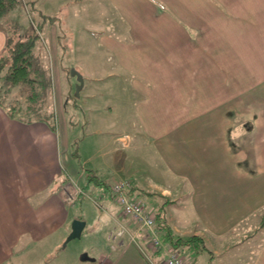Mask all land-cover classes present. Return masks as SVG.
I'll return each instance as SVG.
<instances>
[{
    "label": "crops",
    "instance_id": "0c3cea01",
    "mask_svg": "<svg viewBox=\"0 0 264 264\" xmlns=\"http://www.w3.org/2000/svg\"><path fill=\"white\" fill-rule=\"evenodd\" d=\"M105 3L111 17L101 41L113 64L109 71L132 79L145 140L189 189V214L198 227L176 226L175 232L201 237L212 255L207 264H264L261 218L250 221L264 212V0ZM8 37L0 25V57ZM4 106L0 102V264H166L171 249L156 251L142 232L134 233L140 249L124 236L94 260L72 252L64 257L72 222H86L82 236L87 228L76 209L85 200L108 199L113 224L127 220L136 227L109 189L86 183L85 170L77 175L73 165L63 166L55 127L24 121ZM79 182L87 196L78 193ZM148 189L156 192L148 199L172 192L163 183ZM106 242L112 245L108 234Z\"/></svg>",
    "mask_w": 264,
    "mask_h": 264
},
{
    "label": "rangeland",
    "instance_id": "374dc122",
    "mask_svg": "<svg viewBox=\"0 0 264 264\" xmlns=\"http://www.w3.org/2000/svg\"><path fill=\"white\" fill-rule=\"evenodd\" d=\"M105 5V0H38L37 5L34 0L14 1L13 7L0 18V25L11 37L21 35L24 40H34L29 77L36 82L10 85L5 80V68L0 75V102L17 118L39 120L55 127L62 142L63 166L73 165L79 171L77 175L83 170H95L99 180L110 184L121 178L138 180L145 191H152L148 186L154 187L158 183L170 187L169 199L141 198L156 210L166 202L165 215L174 231L176 226L194 229L199 222L189 214L187 184L167 171L145 140L137 121L134 106L140 97L132 89V79L117 68L109 71L113 64L107 62L109 54L101 41L102 30L111 17ZM73 71L80 72L86 84L79 97L76 96L77 78ZM110 72L119 73V78H108ZM129 135L137 139H122V142L118 139ZM133 140H136L135 148L131 147ZM129 145L130 148H125ZM69 172L72 173L70 169ZM79 184L76 188L82 194L83 182ZM92 198L95 197L92 195ZM106 201V198L96 199L94 205L85 200L76 208L79 215L88 220V225L81 238L66 245L64 257L71 258L72 252L77 257L87 254L94 260V255L102 249H115L116 242L113 241L116 239L110 238L109 234L117 232L120 224H113L106 212H111ZM260 216L254 215L251 224L259 222ZM121 223L129 224L127 220H121ZM133 232L138 233V228ZM88 233L92 240L87 239ZM107 234L111 246L106 242ZM128 242L140 249L138 239L133 241L127 236L124 243ZM162 244L167 250L163 241ZM206 246L200 244L203 247L200 251L179 250L191 264L195 261L207 264L212 255ZM141 249L145 251L146 259L157 262L145 247Z\"/></svg>",
    "mask_w": 264,
    "mask_h": 264
},
{
    "label": "trees",
    "instance_id": "16d2710c",
    "mask_svg": "<svg viewBox=\"0 0 264 264\" xmlns=\"http://www.w3.org/2000/svg\"><path fill=\"white\" fill-rule=\"evenodd\" d=\"M14 1L16 0H0V18L11 8L13 7ZM9 34V33H8ZM34 46V40L32 38L23 39V36L17 35L16 37H11L9 34L8 41L6 44V49L4 54L0 57V75L2 70L7 68V74L5 75V80L7 83L13 86H18L21 84L30 85L36 82L35 79L29 77L30 67H31V58L32 50ZM13 114V113H12ZM14 115V114H13ZM76 154L77 157V153ZM86 183L95 181L97 187H102L105 190L111 192L113 185L99 180L97 172L95 170H86L85 172ZM86 188V187H84ZM86 191L82 189L81 196H86ZM133 196L141 198L143 195L146 198L156 195L152 191H139L136 187H133ZM144 196V197H145ZM166 202L160 206L156 211V227L161 233V238L166 247L174 250H179L182 248H188V250L200 251L203 247H200V244H204L201 237L192 235V236H181L178 235L169 225L166 215H165V206ZM260 228L264 230V212L260 221ZM164 246V245H163ZM206 248V247H204ZM164 249V247H163ZM158 250V252H161Z\"/></svg>",
    "mask_w": 264,
    "mask_h": 264
},
{
    "label": "built area",
    "instance_id": "2783aa9c",
    "mask_svg": "<svg viewBox=\"0 0 264 264\" xmlns=\"http://www.w3.org/2000/svg\"><path fill=\"white\" fill-rule=\"evenodd\" d=\"M133 187L134 185L129 180H118L114 183L110 193L119 205L123 216L128 218L138 228L139 232L148 235L156 251L161 250L163 249V244L155 219L157 210L155 207L148 206L142 198L133 196ZM117 224H120L119 229L117 232L109 234L110 238L117 239L128 236L133 241H136V236L128 225L121 223V221L117 222ZM166 264L191 263L179 251L171 249L166 259Z\"/></svg>",
    "mask_w": 264,
    "mask_h": 264
},
{
    "label": "water",
    "instance_id": "95a60500",
    "mask_svg": "<svg viewBox=\"0 0 264 264\" xmlns=\"http://www.w3.org/2000/svg\"><path fill=\"white\" fill-rule=\"evenodd\" d=\"M73 76L77 78L76 96L79 97L80 92L84 87V79L81 73L78 71H73ZM85 226H86L85 221L79 219L74 220L72 222V231L65 242V246L72 240L81 238Z\"/></svg>",
    "mask_w": 264,
    "mask_h": 264
}]
</instances>
